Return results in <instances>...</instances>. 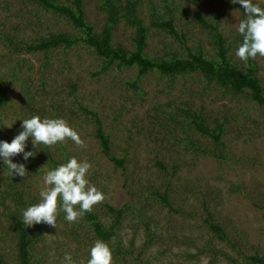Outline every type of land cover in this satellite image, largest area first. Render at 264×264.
Instances as JSON below:
<instances>
[{
	"label": "rangeland",
	"instance_id": "rangeland-1",
	"mask_svg": "<svg viewBox=\"0 0 264 264\" xmlns=\"http://www.w3.org/2000/svg\"><path fill=\"white\" fill-rule=\"evenodd\" d=\"M155 1L160 5L162 0ZM253 3L264 8V0H253ZM176 6L181 17L180 28H184L190 47L200 46L207 55L216 56L208 31L195 20L194 15H204L214 23V15H218L219 27L231 47V59L242 69H249V60L243 62L235 56L242 43L237 27L241 20L246 19L243 6L239 3L227 5L225 0H196V3L193 0H176ZM10 8L11 11L15 8L20 10V15L27 11V7L18 0H13ZM142 8L147 12V6ZM87 16L91 23L98 24L97 27L104 23V14L99 11L97 0H88ZM5 17L0 10V19ZM59 23L68 27L61 19ZM20 25L21 36L28 39L36 36L33 29L37 27H29L25 23ZM44 29L47 32L54 27L49 25ZM133 33L131 27L121 23L115 31L114 44L132 48ZM172 40L162 32H152L147 54L162 56L167 47L179 48L180 44H172ZM0 53L5 52L0 49ZM30 58L34 66V83L38 85L37 77L41 76L37 69L41 66L42 55L35 54ZM69 60L74 68L72 78L80 80V88L76 101L74 97L66 101L70 106L66 118L86 147L80 148L70 139L65 142L81 161L92 165L87 178L106 196L103 203L94 206L106 224L112 221L107 205L121 208L129 204L133 207L119 229L120 238L106 242L113 252L114 264H259L250 257H264V106L252 102L245 94H224L222 89L208 90L199 95L198 91L207 82L196 83L198 77L178 80L170 94L166 92L169 78H161L157 73L144 77L141 87L145 95L141 96L125 84L138 73L136 67L119 69L114 66L97 78L93 73L103 62L93 51L82 46L70 51ZM4 61H0V71L4 79L9 80L11 76L7 68L11 62ZM252 64L264 84V57L257 56ZM51 83L52 80L48 79L50 90L55 86ZM27 89L30 91H26L28 95L23 91ZM32 91L41 94L32 83L12 85L7 93L8 102L0 107V132L3 127L10 131L14 123L28 118L30 109L21 106L20 100L30 97ZM169 101L175 106L185 101L193 102L196 109L206 108L213 119L224 121L227 116L223 136L225 159L186 152L184 145L176 142L165 129L168 125L162 118L150 123L153 107L159 104L166 110ZM79 102L100 110L104 130L111 136L112 154L126 159L125 169L116 168L104 155L94 136L95 125L79 110ZM199 142L211 152L217 151L210 139L199 138ZM29 143L32 144V139ZM156 159L163 161L169 173L173 163L180 165L177 176L170 183L169 201L174 209L183 210L181 213L164 207L153 196L156 190L165 192L170 175L159 167ZM18 161L12 160L13 163ZM5 175L7 173L0 169V178ZM25 183L31 185L34 182L26 179ZM32 187V192L37 194L35 186ZM40 187H43L42 182ZM12 208L10 203L0 206V264H22L15 222L10 217ZM206 208L213 215L214 222L224 228L228 240H221L209 227L205 221L208 217ZM28 228L31 234H41L30 246L31 264H61L65 253L71 254L75 264H87L90 249L97 240L89 226L82 223L77 227L66 220L57 222L56 228L43 227L42 224ZM72 232L79 242L64 234ZM148 238L152 241L146 245ZM120 241L122 246L132 244L134 248L124 258L118 257L113 249Z\"/></svg>",
	"mask_w": 264,
	"mask_h": 264
},
{
	"label": "trees",
	"instance_id": "trees-1",
	"mask_svg": "<svg viewBox=\"0 0 264 264\" xmlns=\"http://www.w3.org/2000/svg\"><path fill=\"white\" fill-rule=\"evenodd\" d=\"M196 3V0H193ZM13 0H3L0 2V10L7 17L0 19V49L5 52L0 53V61L8 62V72L11 78L5 80L0 71V107L8 102L7 93L12 85L21 83L24 86L32 83L39 88L41 94L32 91L30 97H24L21 106L29 107L28 118L39 115L44 118H63L66 121L67 111L70 110L66 103L70 97L75 101L78 97L80 80H74L72 73L73 65L69 60V53L76 50L79 46L93 51L101 62L93 76L100 77L106 74L112 67L119 69L136 67L138 73L132 80H126L125 84L134 89L141 96L145 95L141 87L143 79L150 73H157L161 78H169L166 92L170 93L175 88L178 80L183 78H199V82L206 81L207 84L198 91L202 94L212 89H222L224 94H245L254 103L264 106V84L261 78L255 73L253 59H249L250 67L244 70L231 59V50L228 39L224 36L216 18L215 23L201 14H195L194 18L203 25L211 37L212 44L215 46L216 56H209L202 47H190L184 28H180L178 6L176 0H162L157 5L155 0H97L98 9L104 14V23L97 27V23H91L87 16L88 0H18L19 3L27 7V11L20 15V10L13 9L10 5ZM225 4H232L231 0H225ZM147 6V12L143 11L142 6ZM59 19L63 20L64 27L59 25ZM25 23L29 27H37L36 36L30 39L21 36L22 26ZM124 23L133 29L132 48H127L121 44H114L115 31L118 26ZM52 25L54 30L47 31L45 26ZM44 31V32H43ZM159 31L164 35L173 38L172 44L177 42L179 48L167 47L162 56H150L147 54L148 40L152 32ZM175 40V41H174ZM243 42V37H241ZM42 55L41 66L37 69L41 78H38V85L34 83V66L30 56ZM3 71V69H2ZM26 72L27 75H23ZM29 73V74H28ZM48 79L55 86L48 89ZM65 86V88H61ZM25 93L30 91L23 90ZM27 91V92H26ZM27 93V95H28ZM35 93V94H34ZM79 110L85 115L86 120L90 119L95 125V138L98 139L104 155L111 160L116 168L125 169L126 159L112 154L111 136L104 130V122L99 109L77 103ZM150 123L156 120H163L165 129L171 137L179 144L184 145L186 152L203 154L217 159H225V144L223 136L226 133L227 116L224 121L219 118H211L206 108L196 109L193 102H182L175 106L171 101L165 110L157 104L150 111ZM68 122V121H67ZM69 123V122H68ZM77 125V124H76ZM78 126V125H77ZM1 131V128H0ZM23 131L22 121L13 124V128L3 127L0 132V141L11 142L12 139ZM199 138L210 139L215 145L216 150L211 152L208 147L199 142ZM30 136L26 142L25 151L36 152L35 157H30L27 161L23 159V154L12 157V160L19 159L17 163L24 164L28 174L26 177L8 174L0 178V206L12 204L10 213L11 219L15 222L16 234L18 237L19 256L22 264L30 263V246L40 233L31 234L30 229L22 223V212L27 207L38 203L40 200V183H43V176L47 171L55 169L60 164L66 163L71 157L75 156L80 160L72 149L68 148L66 142L58 143L54 147H46L43 144L34 148ZM0 157V169L7 173V168L2 163ZM81 161V160H80ZM160 168L167 172L165 164L160 159H156ZM46 165V166H45ZM45 166V167H44ZM43 167V168H42ZM180 165L173 163L171 172H167L169 184L165 192L156 190L153 192L154 198H158L164 205L181 213L183 210L174 209L169 201V192L172 190L171 180L176 177ZM34 183L37 194L33 193V187L25 183V180ZM89 179V178H88ZM40 182V183H35ZM89 181H91L89 179ZM144 206H147L146 204ZM112 221L106 224L101 218L95 207L90 213L75 223L77 227L83 223L93 231L96 239L111 243L114 238H120L119 229L127 217V212L132 211L133 207L125 204L121 208L107 205ZM208 217L205 221L209 227L215 231L221 240H228L224 228L215 223L213 215L206 208ZM65 214L61 211L57 217V222H65ZM43 227L46 224H42ZM47 231L50 228H46ZM71 237L73 241L79 242V238L72 233H64ZM150 238L152 235L150 234ZM146 240V245L151 243V239ZM114 253L119 257L131 253L133 245L122 246V241L116 244ZM253 262L264 264V257L252 256Z\"/></svg>",
	"mask_w": 264,
	"mask_h": 264
},
{
	"label": "clouds",
	"instance_id": "clouds-1",
	"mask_svg": "<svg viewBox=\"0 0 264 264\" xmlns=\"http://www.w3.org/2000/svg\"><path fill=\"white\" fill-rule=\"evenodd\" d=\"M231 2L243 6L246 16L237 27L243 42L235 51V56L243 62L254 60L257 56L264 57V8L254 4L253 0ZM22 129L10 143L0 141V157L11 177H26L28 174L24 164L13 163L11 158L23 154V159L27 161L30 157H35L36 152L25 151L30 136L36 149L39 144L54 147L68 139L80 148L86 147L78 132L63 118L42 119L39 115H33L22 120ZM91 168L89 162L80 161L73 156L66 163L47 171L43 176V187L39 191L40 200L23 210L22 223L27 227L46 224L56 228L57 217L61 211L69 223H76L85 213L92 212L94 206L105 201L106 196L87 178ZM61 264L75 262L71 254L65 253ZM87 264H114L113 252L109 245L97 239L90 249Z\"/></svg>",
	"mask_w": 264,
	"mask_h": 264
}]
</instances>
